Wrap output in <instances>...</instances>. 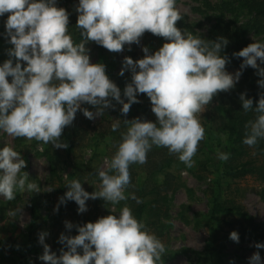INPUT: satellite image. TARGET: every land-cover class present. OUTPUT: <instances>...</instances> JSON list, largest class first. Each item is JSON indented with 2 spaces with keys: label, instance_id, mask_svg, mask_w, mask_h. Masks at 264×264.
I'll list each match as a JSON object with an SVG mask.
<instances>
[{
  "label": "clouds",
  "instance_id": "9594fccd",
  "mask_svg": "<svg viewBox=\"0 0 264 264\" xmlns=\"http://www.w3.org/2000/svg\"><path fill=\"white\" fill-rule=\"evenodd\" d=\"M56 4L57 0H0V17L8 14L4 35L12 45L7 50L9 59L0 64V133L67 148L60 137L78 110L87 119H95L104 115V109L114 107L111 98L126 115L131 105L139 102V93L149 98L156 117L155 122L139 118L123 121L125 130L114 153L105 157L104 168L97 172L98 191H85L77 179L66 185L60 203L74 201L78 213L87 210L90 198L112 205L111 213H116L115 206L122 201L141 203L134 193L125 194L132 187L129 167L145 164L153 147L166 148L187 168L193 167V157L205 137L201 113L218 92L235 86L246 66L257 70L261 77L257 83L264 89V67H260L264 65V41L233 53L243 61L241 70L229 73L225 69L228 58L221 55L227 39L211 41L182 32L176 27L183 18L177 0H78L75 11L76 28L83 38L80 42L69 33V13ZM145 32L166 42L152 54L142 47L144 57L136 61L124 58L119 74L123 75L125 68L131 72V83L123 90L125 102L121 90L106 75L105 65L90 62L85 43L92 41L120 52L125 44H139ZM20 61L26 62L23 68ZM239 99L244 112L255 113L244 126L242 140L255 148L264 140V92L255 107L245 94ZM84 103L96 111L81 108ZM119 128V121L112 125L113 131ZM215 157L226 162L230 154L217 151ZM25 167L19 151L8 145L0 147V197L4 200H15L18 192H40L38 184L22 171ZM15 214L16 210H10V215ZM65 227L73 225L66 221ZM76 229L75 236H59V243L67 249H61L59 256L44 242L48 233H39L43 254L38 259L45 264H158L165 252L164 243L127 205L118 215L109 214ZM229 238L239 242L235 231ZM255 248L264 249V243H256ZM248 264H264L259 251L251 255Z\"/></svg>",
  "mask_w": 264,
  "mask_h": 264
},
{
  "label": "rangeland",
  "instance_id": "374dc122",
  "mask_svg": "<svg viewBox=\"0 0 264 264\" xmlns=\"http://www.w3.org/2000/svg\"><path fill=\"white\" fill-rule=\"evenodd\" d=\"M77 3L78 0H57L56 6L69 13V26L73 23ZM177 7L183 18L179 20L182 26L177 24L176 27L204 39L218 16L237 25L250 18L237 0H177ZM2 32L5 33V26ZM243 36L249 44L264 41V34L254 29L245 30ZM143 46L142 36L139 44H125L120 52L102 50L104 60L115 75L122 77L123 88L131 83V72L127 68L123 75L119 74L124 67V58L130 57L133 61L141 59ZM11 47L0 39V64L9 59L7 50ZM85 48L90 62L94 63L99 46L88 41ZM20 62L23 68L26 62ZM225 69L233 74L241 70L240 66ZM8 79L10 81V77ZM260 79L256 69L246 66L233 88L244 80L259 86L257 82ZM136 98L145 99L141 93ZM89 111L95 112L96 108L91 106ZM121 119V116L115 119L105 111L103 116L92 120L82 114L73 123L76 132H72V125L66 126L62 132L60 140L67 144V148H54L51 144L0 133V147L8 145L20 152L26 161L22 171L28 174L29 181L37 183L40 188V192L35 193L18 192L13 201L0 197V264H45L38 259L43 254V246L38 242L39 233H48L44 242L49 245L50 251L59 256L61 249L67 250L59 243L61 234L75 236L78 234L77 225L95 222L109 214L118 215L124 205L130 207L135 215L137 206L142 203L146 206L141 220L165 245L158 264H248L251 255L257 251L264 261V249L255 248L256 242L239 234L238 227L242 224L239 216L233 213L211 214L213 200L217 199L225 205H239L241 211L248 213L255 222H264V183L252 176L229 179L211 166L205 171L201 166V155L193 157L195 163L191 168L174 155L168 167L155 172L153 165L162 162V159L155 152L160 148L153 147L145 164L129 167L132 187L125 194L132 192L140 198L142 191V202L136 203L133 199L122 201L115 206L116 213H111L113 206L101 198L88 199L87 210L83 213H78V205L74 201L66 200L61 204L60 198L68 190L66 185L74 179L79 180L89 193L99 190L97 172L104 168L105 157L110 158L115 151L114 145L124 128L120 125L117 131H113L112 125L117 121L122 124ZM205 133L209 145L226 142L225 136L209 124ZM166 173L169 174L167 177ZM50 188L53 190L48 191ZM10 210H16V214L10 215ZM66 221L73 225L71 229L65 227ZM233 231L238 233L239 242L229 238Z\"/></svg>",
  "mask_w": 264,
  "mask_h": 264
},
{
  "label": "trees",
  "instance_id": "16d2710c",
  "mask_svg": "<svg viewBox=\"0 0 264 264\" xmlns=\"http://www.w3.org/2000/svg\"><path fill=\"white\" fill-rule=\"evenodd\" d=\"M238 3L243 7L246 12L250 15V18L245 22L237 25L226 22L223 17L218 16L216 21L205 38L206 40L215 41L218 37H224L227 39V45L222 49L221 55L228 58V63H226V68H236L239 67L243 61V58L236 57L233 53H236L246 47L249 43L244 39V32L247 29H254L257 33L264 34V0H237ZM7 13L0 17V39L6 43L8 38L5 37L4 32H2L5 26V20L7 19ZM77 13L74 16L73 23L69 26V33L76 42H80L83 38L80 36L79 30L76 28ZM182 26L179 21L176 25ZM144 46L149 48V54H152L158 50L165 39L153 35L150 32H145L143 34ZM10 44V43H9ZM99 46L98 58L94 63H102L105 65V72L108 78L116 84V86L121 90V98L127 102L126 97L123 96L122 87V77L116 76L113 72L111 66L104 60L103 48ZM144 57L143 51L141 52V58ZM259 64V61H257ZM264 67V65H260ZM11 80V78H10ZM261 89L259 86L250 82L249 80H244L240 82L236 88H232L227 92H218L216 96L213 97L210 105L207 107L206 111L199 117L200 122L204 129L207 126H212L217 128L219 134L224 135L226 142L219 143L217 145H209L206 143V137L199 143L197 152L195 156H202V168L207 171L208 166H211L216 171H221V174L229 179H239L245 176H252L255 180L264 183V140H261L255 148H250L242 143L244 138V126L249 121L255 118V113L249 111L244 112L240 102V94H245V98H251L253 100V107L259 99ZM144 97V101L137 98L138 103H133L130 107L129 112L124 115L121 113V105L117 103L114 99H111V104L114 107H109L104 109L106 113L117 119L119 116L122 117L121 120H132L134 118H139L141 120H147L155 122V114L151 111L150 100L146 94L141 93ZM92 105L84 103L83 108L90 109ZM82 112L77 111L75 114V119L72 122L71 130L76 132V127L73 126L74 121H78L82 117ZM117 117V118H116ZM125 130V126L123 124ZM113 123H109L112 125ZM206 135V133H205ZM217 151L226 152L230 154V158L225 161H220L216 159L215 154ZM155 152L160 154V160L162 162H157V165H153L155 172H161L166 167L169 166L173 160L174 155H170L166 148L156 149ZM255 153V154H253ZM169 174L166 173V177ZM163 189V187H162ZM166 189V188H164ZM141 200H143L144 195L142 191L139 193ZM226 204V203H225ZM222 201L217 199L213 200L211 214L217 216L222 213H233L242 219V224L239 225V234L243 237L252 239L256 243H264V222H255L248 213L241 211L239 205L227 204L225 205ZM145 203L139 204L136 209L135 217L138 220L142 219V215L145 213Z\"/></svg>",
  "mask_w": 264,
  "mask_h": 264
}]
</instances>
